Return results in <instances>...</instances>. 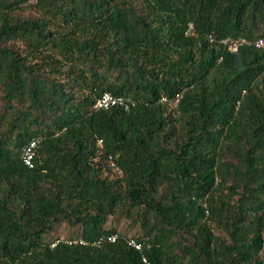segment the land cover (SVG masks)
<instances>
[{
	"label": "trees",
	"instance_id": "1",
	"mask_svg": "<svg viewBox=\"0 0 264 264\" xmlns=\"http://www.w3.org/2000/svg\"><path fill=\"white\" fill-rule=\"evenodd\" d=\"M260 38L264 0H0V264H264Z\"/></svg>",
	"mask_w": 264,
	"mask_h": 264
},
{
	"label": "built area",
	"instance_id": "2",
	"mask_svg": "<svg viewBox=\"0 0 264 264\" xmlns=\"http://www.w3.org/2000/svg\"><path fill=\"white\" fill-rule=\"evenodd\" d=\"M192 29V25H188L187 31L189 32ZM244 40H237V39H224L222 40V44L227 46L228 50L230 51H237L238 47L241 44H244ZM254 46L262 48L264 47V38L257 39L254 41ZM180 95H177L175 100L177 102ZM130 100L123 96H114L110 92H104L100 94L93 103V108L95 110H106L109 107L112 106H124L127 107ZM63 132V129L59 131V133ZM40 143V138L35 137L31 139L22 149L21 153V159L23 164L27 168H34V158L36 156V151L38 148V145ZM97 145H102V140H97ZM115 171H117L118 174H121V170L118 167H114ZM118 234L117 233H103L98 235L97 237L86 240L82 237H56L53 239V241L50 243V247L56 246L60 242H64L68 245H84V246H93L97 247L101 245L102 243H113L117 240ZM127 244L131 247H133L137 251H142L144 248V242L140 241L137 237L133 236H127L126 237ZM143 261L146 262V258L143 257Z\"/></svg>",
	"mask_w": 264,
	"mask_h": 264
},
{
	"label": "rangeland",
	"instance_id": "3",
	"mask_svg": "<svg viewBox=\"0 0 264 264\" xmlns=\"http://www.w3.org/2000/svg\"><path fill=\"white\" fill-rule=\"evenodd\" d=\"M122 225V224H121ZM119 226L118 231L120 232H127V236H132L134 234H138V228H126L125 226ZM76 233L75 229L68 228L65 224H61L59 227H57L55 230L52 231L51 234L43 236V241L53 240L56 237H68V236H74Z\"/></svg>",
	"mask_w": 264,
	"mask_h": 264
}]
</instances>
